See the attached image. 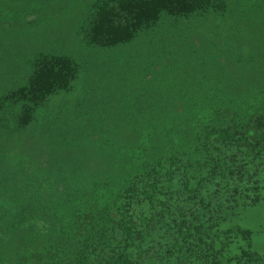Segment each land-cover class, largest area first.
Here are the masks:
<instances>
[{
  "label": "rangeland",
  "instance_id": "obj_1",
  "mask_svg": "<svg viewBox=\"0 0 264 264\" xmlns=\"http://www.w3.org/2000/svg\"><path fill=\"white\" fill-rule=\"evenodd\" d=\"M224 1L220 14H160L132 41L103 48L83 37L91 0H0V98L26 83L41 55L77 67L34 109L14 142L20 161L0 176L9 254L0 264H24L9 253L24 236L29 264H71L81 244L107 235V208L135 175L170 158L198 172L197 128L264 117V0ZM259 186L227 211L220 230L242 233L229 235L223 264L241 248L264 252V170Z\"/></svg>",
  "mask_w": 264,
  "mask_h": 264
},
{
  "label": "trees",
  "instance_id": "obj_2",
  "mask_svg": "<svg viewBox=\"0 0 264 264\" xmlns=\"http://www.w3.org/2000/svg\"><path fill=\"white\" fill-rule=\"evenodd\" d=\"M85 42L103 48L122 46L137 32L153 27L160 14L188 17L220 14L224 0H91ZM108 1V6L100 7ZM121 44V45H120ZM67 57L41 55L26 83L0 98V176L13 170L34 109L51 93L65 89L76 74ZM5 114L13 119L4 121ZM194 135L204 154L196 172L192 163L169 159L134 176L107 208V235L81 244L71 264H223L222 254L233 228L220 230L227 211L246 197L257 195L264 170V117L243 125L225 124L199 129ZM17 138V139H16ZM15 148V149H14ZM22 161V160H21ZM0 224V236L4 238ZM25 235L24 233H20ZM222 234V240L218 235ZM28 236L9 253L29 264ZM26 246V247H25ZM17 249V250H15ZM1 258L9 254L2 252ZM1 260V259H0ZM2 262V261H0ZM229 264H264V252L241 248Z\"/></svg>",
  "mask_w": 264,
  "mask_h": 264
}]
</instances>
